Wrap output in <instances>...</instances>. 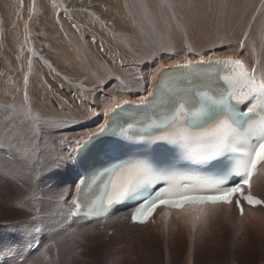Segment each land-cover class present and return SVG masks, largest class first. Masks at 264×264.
Masks as SVG:
<instances>
[{
    "label": "rangeland",
    "instance_id": "obj_1",
    "mask_svg": "<svg viewBox=\"0 0 264 264\" xmlns=\"http://www.w3.org/2000/svg\"><path fill=\"white\" fill-rule=\"evenodd\" d=\"M41 1L47 3L45 0H40L41 5H44ZM127 1L135 10L134 13L133 9L129 8V20L121 19L124 23L122 27L126 28L128 33L126 32L123 38L116 36L114 28L110 33L115 36L117 44L122 46L123 52H126L124 55L134 62L131 64L132 67L116 65L117 58L112 60L116 64L98 61L99 68L96 72L91 71L90 75L83 68L80 72L82 77L67 85L63 81L62 74L68 76L67 82L70 80L69 73H62L64 67L61 66V62L55 61L48 67L43 64L49 71L47 77L49 94L46 96L47 102L42 103V112L31 116L26 107L35 111L36 103L30 101L28 105L24 97L17 96L20 91L17 90L11 119L0 120V163L6 165L11 176L0 178V264H264V221L255 223L248 217L239 215L228 219L217 215L213 220H208L207 224L203 221L195 225V228L189 225H177L174 221L169 225H161V227L167 226L164 230L162 228L151 230L156 226L155 224L149 229L145 226L136 230H128L127 227L130 225H121L108 236L90 231V228L100 223L88 226L74 224L75 227H79V231L71 230L72 224L64 225L59 229L57 227L60 224L55 226L52 223L63 211L62 204L53 201L56 195L64 196L58 189V182L65 166L56 162L55 147L58 150V144L62 140L71 141L81 136L79 134L81 128L75 126L79 124L70 121L75 113L81 111L78 107V99L90 98L93 92L100 93L99 98L104 104L108 99L112 100V104L116 103L126 92L135 90L136 80L145 62L154 65L162 61L180 59L188 54H202L209 50L255 55L260 53L259 56L264 57L263 22L257 13H254L256 11L253 12L254 15L247 14L241 12V5L223 7L219 5L220 1L217 3L218 1L215 0H212V3L215 1L213 5L208 3L212 6H207V0H192L191 6L197 8V11L191 9L188 12L187 6H183L185 0ZM40 4L37 0H11L3 4L4 12L0 9V45L10 42V27L7 21L10 19H12L10 22L15 21L18 27L15 33L20 34L21 37L23 31H28L32 38L43 36L48 10ZM204 5L206 10L203 8ZM215 5L218 6L214 7ZM115 6H120L119 0L116 1ZM9 7H12L11 11ZM21 9L26 10L28 14L18 15ZM108 9L110 10L111 7ZM207 9L213 11L209 12ZM224 11H226L225 17H219L218 15ZM185 13L189 14L186 16L187 20L184 18L182 22L180 18ZM124 14L127 17V12ZM167 15L170 17L169 22ZM97 43L94 45H98ZM101 53L105 54L102 51ZM18 70L22 73L23 67ZM102 89H106L103 95ZM54 95H57L58 103L52 99ZM86 103L89 106L93 105V103L88 104L87 100ZM14 110L16 118H13ZM83 115L79 119L83 118ZM99 116L100 113L97 118ZM87 117L84 119L85 122ZM96 126L95 124L93 128ZM59 169L61 173L57 171ZM54 173L57 174L56 177ZM262 190L264 188L261 189V193ZM62 200L65 202V199ZM259 211L264 214L263 209ZM46 213L52 216L43 218ZM40 221L45 234L39 244L41 245L40 249L38 248L39 252L38 249L28 253L24 250L16 251L2 243V240L8 242V234L14 239H24L21 245L31 242L29 228L36 227ZM167 221L170 222V218ZM28 223L31 225L26 231Z\"/></svg>",
    "mask_w": 264,
    "mask_h": 264
},
{
    "label": "bare ground",
    "instance_id": "obj_2",
    "mask_svg": "<svg viewBox=\"0 0 264 264\" xmlns=\"http://www.w3.org/2000/svg\"><path fill=\"white\" fill-rule=\"evenodd\" d=\"M37 1L40 4V0H37ZM45 1L47 2L46 4H44L42 1L41 3L44 5L40 4L41 6L45 7L48 10L46 24L44 26L45 30H44V34L42 37L32 38L28 31H23V37H21L20 34L15 33V31L18 29V27L15 24V21L13 20L12 22H10V20L12 19L7 20L9 21L8 23L10 27V42H6L3 45H0V120L11 119L12 114H13V108H15L14 107L15 106V100H14L15 91L17 90H20L17 96L21 98L24 97L28 105L30 104V101H33V104L34 102L36 103L35 111H32L31 109L28 110V108L26 107L27 111H29L31 116H34V114L39 115L42 112V109H41L42 103L44 101L47 102L46 96L49 94V82L47 78L49 77V71L47 70L48 68H44L43 64H46L48 67L49 65L53 64L55 61L61 62L62 63L61 66L64 67V70H62V73L64 72L69 73V79H70L66 82V80L68 79L67 78L68 76L65 77V74H62L63 81H65L67 85H70L74 83L75 80H78L82 77V74L80 72L82 71L83 68L88 73H90V75H91V71H93V73L96 72L97 68H99L98 61H101L104 63L107 62L110 64L111 63L116 64L112 60L117 58L118 63L116 65L118 66L119 65L120 66H127V65L131 66V64L134 63L129 60L127 55H124V53L126 52H123L122 46L120 44H117L115 36L110 33V30L114 28L116 32V36L123 38L125 33L127 32L126 28L122 27L124 23L121 22V19L123 20L130 19L129 8L133 9V7L129 1L119 0L120 1L119 7L115 6V3L117 0H45ZM60 1H62V4H60ZM191 1L192 0H185V2L183 3V6H187V12L190 11L191 9H195V7L191 6L192 4ZM215 1L216 2L218 1L217 3L221 2L219 5H222L223 7H228L229 5H241V8H240L241 12H246L247 14L254 15V13H257L258 17L262 19V22H263L262 26L264 28V0H215ZM7 2H11V0H0L1 12H4V10L2 11V7H3V4H7ZM208 3L211 4L212 0L211 1L207 0V6L213 5V3L212 5H209ZM183 6L181 8H183ZM205 6L206 5H204L203 8ZM217 6L218 5H215L214 7H217ZM110 7L111 9L109 10L108 8ZM11 8L12 7H9L10 11H11ZM14 10L16 12V9ZM220 10H222V8ZM133 11L135 13L134 9ZM207 11L212 12L213 10L207 9ZM226 11H224L222 14H219L218 16L225 17ZM124 12H127V17L124 14ZM26 14H28L26 10H22L18 13V15H26ZM188 14L189 13L187 14L185 13L184 15L185 17L183 16L182 18H180L182 22L184 21V18L186 19V16ZM167 16H168V22H169L170 17L169 15ZM134 18H135V15H134ZM194 21L195 20H193V22ZM196 21H197V16H196ZM195 23L196 22H194V24ZM39 25L43 26V24H39ZM107 38L110 40V42H108ZM106 40L108 43L106 42ZM123 40L126 41L125 39ZM96 42H98L97 43L98 45L95 46L94 43ZM18 47H21V48H18ZM101 51L104 52L105 54H102ZM250 54L249 53L247 54L244 52H231V51H225V50H209L202 54H188L180 59L177 58L175 60L171 59L170 61H162L154 65H149L147 64L148 62H145L141 66L142 70L140 71L138 78L136 80L137 83L135 86L136 87L135 90L134 91L129 90L128 92H126L122 96V99L117 100L116 103L112 104V100L108 99L107 103L104 104L103 101L99 98L100 93H93L91 91H90L91 92L90 98L79 99L80 102L79 103L77 102V103L81 111L78 113H75L74 118H70V121L74 122V124H79L75 126L81 128L79 131V134L81 136H78L77 137L78 139L75 138L71 141L62 140V142L60 143L58 142L59 143L58 144L59 148L57 147L58 150H56V147H55V152H57L56 162L62 166H65V168L62 170L63 174L60 175V181L58 182V186H59L58 189L62 191L61 195L64 194V196L67 195V197H70L72 192L76 188V185H75L76 180L75 179L73 180V177L69 176L68 173L66 172V170L68 169L67 167H68L69 162L72 161V155L70 153V150L73 149L77 145V143L82 142L84 140V138H81L82 136H84V134L89 132L87 134V136H89L90 134L96 132L102 126H104L106 124L109 111H112L113 109L124 105L125 102H131V103L144 102L146 98L151 94L152 84L157 77V73L160 70L166 67L184 65L190 62H195V61H207V60H211L215 58H228V59H233L235 62L239 63L241 67L250 74V77L255 78L258 81V83L264 87V57L261 58L259 56L260 53H258V55H255V54L250 55ZM263 54H264V51H263ZM257 61H260V63H257ZM20 67H23L22 73H20L18 70ZM105 91L106 89H102L101 91L102 95L105 93ZM52 99L58 103L57 95H54ZM86 100L88 101V104L93 103V105H90V106L87 105L85 103ZM16 103H18V101ZM109 105L111 106L109 107ZM98 112L100 114L102 113L101 118H95V115H97ZM15 114H16V111L14 110L13 118H16ZM81 115H83L84 117L79 119ZM126 115L127 114L125 113L124 116ZM87 116H91L93 118H88ZM86 117L88 119L85 122L84 119ZM96 123H98L99 126L98 127L96 126L95 128H93V126ZM66 128L68 127L66 126ZM75 140H78L79 142H76L73 145H70V142H74ZM57 171L61 173L60 169ZM54 176L56 177L57 174L54 173ZM261 179L262 178H260L257 181L258 188L259 186H261V182H260ZM262 196L264 197V190H262ZM23 203L25 204V202ZM27 209H29V207ZM119 211L120 210H115L114 212H112L109 215V218L113 216V214ZM217 215H221L223 218L226 217L227 219L229 217H238V215H236L235 210L231 206L213 207L207 204L199 208H196L194 210L182 209L177 212L169 211L168 213H165V212L155 213L150 218L148 224H151L153 220H157V222L155 223L156 226L153 227L151 230H160L161 228L162 230H164L165 228H167V226L161 227V225H164L165 223L163 221H159V219L165 220L167 218H171V220L174 221V224L176 223L177 225L178 224L189 225L192 228L195 225L203 221L204 223L206 222L207 224L208 220L209 221L213 220ZM196 216L199 221L195 223V221H197L195 220ZM243 217H248L251 222H255V223H258V221L260 222L264 221V218H263L264 214L260 212L259 209L257 208L247 209ZM261 218L263 219L260 220ZM103 221L83 223L81 222V220H77L73 222L71 226L72 227L71 230L76 229L77 231H79V227H75L74 225L77 223H79L80 226H88V225L99 224V223H102ZM143 227H145V225H131L130 224V226H128L127 229L136 230V229H141ZM188 234L187 236H189ZM40 246H38L36 249L38 248L40 249ZM39 249H38V252H39ZM189 250H191L190 247H189ZM54 254L55 253H53V256Z\"/></svg>",
    "mask_w": 264,
    "mask_h": 264
}]
</instances>
